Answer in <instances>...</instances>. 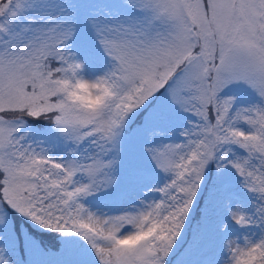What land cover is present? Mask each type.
<instances>
[{"label": "snow or ice", "instance_id": "1", "mask_svg": "<svg viewBox=\"0 0 264 264\" xmlns=\"http://www.w3.org/2000/svg\"><path fill=\"white\" fill-rule=\"evenodd\" d=\"M35 229L82 264H264V0H0V264Z\"/></svg>", "mask_w": 264, "mask_h": 264}, {"label": "rangeland", "instance_id": "2", "mask_svg": "<svg viewBox=\"0 0 264 264\" xmlns=\"http://www.w3.org/2000/svg\"><path fill=\"white\" fill-rule=\"evenodd\" d=\"M47 3L53 4L54 6L56 5H63V4H67L70 3L71 0H46ZM98 2L100 4H110V0H98ZM101 67V62L98 60L94 70H99ZM140 121L138 120L136 122V124H139ZM136 125L134 124L133 127H135ZM170 127V126H169ZM32 128L34 130H37L39 132V130L43 129L44 132H46V128H42L40 126L37 125V123H33L32 124ZM176 133L173 132V136H175ZM36 139H42L44 138V133L43 132H39V134L35 137ZM72 145L69 144L67 146L64 145H59L57 147H55L52 151L53 155H60L63 154L64 152H66L69 148H71ZM236 191L239 192L242 201H244L245 203L248 201L249 197L247 196V194L245 192H243V190H239L238 188V184L235 185V189ZM203 194V193H201ZM203 203H204V199H203ZM194 214V213H193ZM193 224H191L189 222V226L191 229ZM231 229L234 232H239L241 231L238 226L235 225H231ZM188 235H190V233H188ZM68 244L66 246V250L63 253V255L61 256H47L49 255L50 252H52V246H50L49 250L50 252H48L47 250H45L43 247L40 246V244L35 241V244L37 245V248L35 250V252L30 253L28 256V264H82V261L84 259L82 250L77 246V244L73 241V240H68ZM9 246L11 247V243L9 242ZM212 251L211 247L208 250V253L204 254V255H198V256H194L193 259V264H198L199 261L205 259V256L210 254ZM11 254V253H9ZM51 254V253H50ZM17 259L19 258V254L17 253ZM50 257V258H47Z\"/></svg>", "mask_w": 264, "mask_h": 264}, {"label": "trees", "instance_id": "3", "mask_svg": "<svg viewBox=\"0 0 264 264\" xmlns=\"http://www.w3.org/2000/svg\"><path fill=\"white\" fill-rule=\"evenodd\" d=\"M207 195V193H203L201 194L202 200L201 203L203 204V199L204 197ZM199 217V209H197V211L194 212L192 219L190 221L191 224H195L196 220ZM192 225V226H193ZM190 228V226H189ZM35 231L39 234L40 239H37L36 241L42 245L47 251H50L49 248L51 245H54L56 242L58 243H64L66 244L68 242V240H64V239H60L56 234H52V233H45L42 232L40 229H35ZM186 235H188V233H186ZM71 240V239H69Z\"/></svg>", "mask_w": 264, "mask_h": 264}, {"label": "clouds", "instance_id": "4", "mask_svg": "<svg viewBox=\"0 0 264 264\" xmlns=\"http://www.w3.org/2000/svg\"><path fill=\"white\" fill-rule=\"evenodd\" d=\"M75 98L80 99L81 102L88 106H94L96 103H98V99L95 97H90L83 86L80 87L79 95Z\"/></svg>", "mask_w": 264, "mask_h": 264}]
</instances>
